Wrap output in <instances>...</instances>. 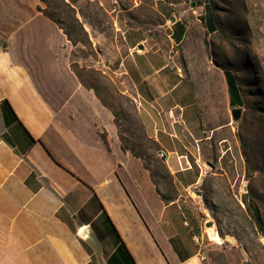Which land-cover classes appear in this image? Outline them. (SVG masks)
<instances>
[{
  "label": "crops",
  "instance_id": "0c3cea01",
  "mask_svg": "<svg viewBox=\"0 0 264 264\" xmlns=\"http://www.w3.org/2000/svg\"><path fill=\"white\" fill-rule=\"evenodd\" d=\"M98 2L126 51L103 73L132 98L165 154L176 198L164 201L144 163L122 149L112 112L72 69L68 38L30 5L0 49V264H205L204 183L222 179L250 210L231 117L242 91L236 75L214 62L213 13L203 4L199 71L176 5L154 0L169 30L165 47ZM182 53L193 69L180 65Z\"/></svg>",
  "mask_w": 264,
  "mask_h": 264
},
{
  "label": "rangeland",
  "instance_id": "374dc122",
  "mask_svg": "<svg viewBox=\"0 0 264 264\" xmlns=\"http://www.w3.org/2000/svg\"><path fill=\"white\" fill-rule=\"evenodd\" d=\"M101 1L108 11L118 9L113 17L151 30L167 47L169 30L160 25V18L153 10L154 0ZM168 1L176 5V17L188 23V33L193 38L187 50L191 52L190 61L199 71H204L206 63L203 60L205 49L199 38L206 30L200 22L204 16L203 4L211 8L216 26L211 37L214 62L236 75L243 98L238 129L244 176L239 185L241 192H248L251 218L235 197L237 191L234 193L220 178L207 180L200 189L203 194L199 206L207 229L212 223L223 244L206 240L205 264H264V0ZM97 3V0H79L77 4L76 17L88 33L90 43L73 46L69 41L72 45L71 66L79 79L87 85L98 86L107 98L108 81L93 72L97 71L109 80L103 71L111 74L126 51L114 19L106 11L104 14ZM30 5L33 13L38 12V7L45 8L39 0H0V49L6 47L7 38L20 24L22 15L30 12L26 9ZM65 13L73 16L68 9ZM177 49L182 51L184 48ZM178 61L182 66L194 68L183 53ZM214 80L219 82L217 78ZM254 209L260 215L261 227L251 214Z\"/></svg>",
  "mask_w": 264,
  "mask_h": 264
},
{
  "label": "trees",
  "instance_id": "16d2710c",
  "mask_svg": "<svg viewBox=\"0 0 264 264\" xmlns=\"http://www.w3.org/2000/svg\"><path fill=\"white\" fill-rule=\"evenodd\" d=\"M39 1L45 5V8L42 9L41 7H38V12L42 13L46 18L55 23L63 31L73 46H77L79 43H90L88 33L84 30V27L76 17V11L78 10L77 4L79 0ZM86 1L91 2L92 0ZM97 5L99 9L104 14H106L99 2ZM206 7L212 11L208 5ZM66 9H68L73 14V16L66 15ZM154 12L160 18V25L164 26L165 23L163 18L155 10ZM126 21L128 27L130 28H142L141 26L131 24L128 20ZM69 22L70 25H68ZM147 31L150 35H152L151 30ZM211 32H215V30L211 29ZM227 70L231 71L229 69ZM93 73L108 81L107 98L103 96L98 86L87 85L83 80H81V78L80 80L86 88L94 90L103 106L112 112L114 116V122L118 130L119 139L122 144V149L126 152H129L133 157L140 159L144 163L145 169L149 172L150 177L162 199L167 202L173 201L176 198V190L171 173L164 164L163 160L156 157V155H158L160 152V147L155 140L151 139L146 134L134 101L132 98L122 95L110 79L108 80V78L104 77L97 71ZM250 211L248 208L245 210L247 215H249L251 218L249 214ZM251 214L254 217L255 223H258L261 227L262 222L258 210L254 209Z\"/></svg>",
  "mask_w": 264,
  "mask_h": 264
},
{
  "label": "bare ground",
  "instance_id": "6f19581e",
  "mask_svg": "<svg viewBox=\"0 0 264 264\" xmlns=\"http://www.w3.org/2000/svg\"><path fill=\"white\" fill-rule=\"evenodd\" d=\"M161 157H165V154L163 152H161ZM208 228L209 229L207 230V232L209 234L210 239L218 245L223 244V240L218 234L217 230L214 228V226Z\"/></svg>",
  "mask_w": 264,
  "mask_h": 264
},
{
  "label": "water",
  "instance_id": "95a60500",
  "mask_svg": "<svg viewBox=\"0 0 264 264\" xmlns=\"http://www.w3.org/2000/svg\"><path fill=\"white\" fill-rule=\"evenodd\" d=\"M242 114H243V111L241 108H234L232 109L231 111V117H232V121L234 123H239L241 118H242ZM212 223L209 224V227H212Z\"/></svg>",
  "mask_w": 264,
  "mask_h": 264
},
{
  "label": "built area",
  "instance_id": "2783aa9c",
  "mask_svg": "<svg viewBox=\"0 0 264 264\" xmlns=\"http://www.w3.org/2000/svg\"><path fill=\"white\" fill-rule=\"evenodd\" d=\"M158 157L161 160H165L166 157H161V152L158 153ZM208 236V235H207ZM209 238V237H208ZM202 259L205 261L206 260V253H202Z\"/></svg>",
  "mask_w": 264,
  "mask_h": 264
}]
</instances>
